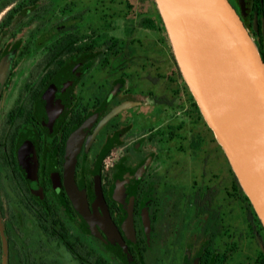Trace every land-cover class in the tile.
Wrapping results in <instances>:
<instances>
[{
    "label": "flooded vegetation",
    "instance_id": "1",
    "mask_svg": "<svg viewBox=\"0 0 264 264\" xmlns=\"http://www.w3.org/2000/svg\"><path fill=\"white\" fill-rule=\"evenodd\" d=\"M228 1L264 61V0H242L243 15L239 0ZM144 2L0 0L6 264H62L63 254L68 264H264V234L244 210L242 223L235 215L230 167L193 119L175 61L161 63ZM211 157L222 162L215 170ZM72 184L89 226L68 196Z\"/></svg>",
    "mask_w": 264,
    "mask_h": 264
},
{
    "label": "water",
    "instance_id": "2",
    "mask_svg": "<svg viewBox=\"0 0 264 264\" xmlns=\"http://www.w3.org/2000/svg\"><path fill=\"white\" fill-rule=\"evenodd\" d=\"M153 2L181 78L264 230V61L228 0ZM77 135L68 142L67 178L75 161L71 150ZM70 187L72 205L89 226L84 198L73 184ZM122 228L127 235L133 233L130 209ZM110 232L118 241L116 228L110 225ZM0 237L2 264H6L1 220Z\"/></svg>",
    "mask_w": 264,
    "mask_h": 264
},
{
    "label": "trees",
    "instance_id": "3",
    "mask_svg": "<svg viewBox=\"0 0 264 264\" xmlns=\"http://www.w3.org/2000/svg\"><path fill=\"white\" fill-rule=\"evenodd\" d=\"M150 3H151V6L153 8V14H154V17L156 18L157 22H158V26L154 24V27H156L158 33H159V40L160 42L163 43V46L166 47L168 49V52L172 58V60L174 61L173 59V56H172V53L171 51L169 50V47H168V43H167V39L164 37L165 36V31H164V28L162 26V23H161V20H160V17L158 15V12L156 10V7H155V4L153 2V0H149ZM144 27L145 28H152V21H148V20H144V23H143ZM161 34H163L161 36ZM175 73L177 75V78L181 81L182 83V87H183V90L185 91L186 95L188 96L190 102H191V106H192V111L194 113L195 116H193V119L195 118L196 120H198V122H200L202 124V126L206 129V132H207V136L209 137L210 139V142L216 147L217 151L222 155V150L221 148L219 147V145L216 143L214 137H213V134L212 132L210 131V129L206 126L205 122L203 121L200 113H199V110L196 106V103L195 101L193 100L190 92L188 91V88L187 86L185 85L184 81L182 80L179 72H178V69L176 67V64H175ZM225 162H226V159L225 157L223 156ZM229 168V167H228ZM229 172L231 174V177H232V181H233V185L234 187L237 189L238 191V196H239V202H240V206H241V209L245 211V213L247 215H249L252 219V221L254 222L255 226H256V229L260 232H262L264 234V230L259 222V220L257 219L248 199L246 198V196L243 194V192L241 191L240 187L238 186V183L235 179V176L233 175L232 171L229 169ZM65 245L67 247H69V245H67V243H65Z\"/></svg>",
    "mask_w": 264,
    "mask_h": 264
},
{
    "label": "rangeland",
    "instance_id": "4",
    "mask_svg": "<svg viewBox=\"0 0 264 264\" xmlns=\"http://www.w3.org/2000/svg\"><path fill=\"white\" fill-rule=\"evenodd\" d=\"M144 8H146V9H148V10H152L153 11V8H152V6H151V3H149V2H144ZM163 34H161V36H162ZM160 36V35H159ZM165 38H166V35L164 36ZM167 39V38H166ZM161 45H163V43L161 42L160 43ZM169 47V46H168ZM169 50L171 51V49H170V47H169ZM172 53V52H171ZM160 56H161V59L163 60V59H165L166 60V62H161V63H170L169 64V68H174V65H173V63H172V60H171V56H170V54H169V52H168V49L166 48V47H162V46H160ZM178 69V68H177ZM170 70V69H169ZM179 72V71H178ZM180 74V73H179ZM181 76V75H180ZM202 160H203V155H198L197 156V158L196 159H194V160H192V161H190V163H189V170H191L190 171V173H191V175L193 176V175H195V174H199L200 172H201V162H202ZM217 161L220 163V165H221V163L222 162H220V159H217L216 157H211L210 158V160H209V163H208V168H209V170H212V169H216V166H217ZM236 210H237V212H236V214L235 215H237V216H239V221H240V223H242L243 221H244V218H245V213H244V211L240 208V206H239V209L236 207ZM241 228H242V224H241ZM66 258H67V256L65 255V254H63V261H62V264H68L67 263V261H66ZM70 264H76L75 262H72L71 261V263Z\"/></svg>",
    "mask_w": 264,
    "mask_h": 264
}]
</instances>
